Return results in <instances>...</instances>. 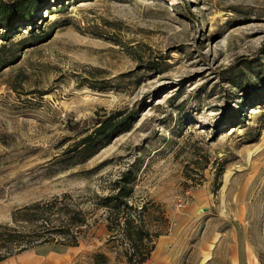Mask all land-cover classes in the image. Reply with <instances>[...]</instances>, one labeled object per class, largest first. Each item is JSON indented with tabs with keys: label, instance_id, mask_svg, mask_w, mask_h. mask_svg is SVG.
I'll return each instance as SVG.
<instances>
[{
	"label": "rangeland",
	"instance_id": "obj_1",
	"mask_svg": "<svg viewBox=\"0 0 264 264\" xmlns=\"http://www.w3.org/2000/svg\"><path fill=\"white\" fill-rule=\"evenodd\" d=\"M35 1L32 22L0 28V255L48 251L31 235L57 201L89 219L68 264H127L93 204L132 170L135 202L179 241L159 262L264 264V0ZM115 113L127 131L73 155ZM34 204L52 213L24 221Z\"/></svg>",
	"mask_w": 264,
	"mask_h": 264
},
{
	"label": "trees",
	"instance_id": "obj_2",
	"mask_svg": "<svg viewBox=\"0 0 264 264\" xmlns=\"http://www.w3.org/2000/svg\"><path fill=\"white\" fill-rule=\"evenodd\" d=\"M37 3L35 0H16L12 4L0 3V28L5 30V37L9 29L24 22H32L35 19ZM28 39V38H27ZM44 39L41 34L29 37V41L37 43ZM7 40V39H6ZM10 56L4 64L12 61ZM155 64L152 70H155ZM122 113H115L108 118H101L99 126L94 133L83 138L78 143L73 155H84V153L93 152L98 147L105 145L110 141L113 135L125 132L127 118ZM136 174L132 170L123 173L118 179L114 180L109 186L110 194L104 197H97L94 201L95 210L103 208L106 211L107 230L110 232V242L117 243L122 248L127 264H147L151 261L153 252L156 249V242L160 237L166 236L169 226V219L159 204L154 202L143 203L141 206L135 202ZM62 205V206H61ZM61 205L55 201L49 208L50 211L59 212V220L51 229H45L42 234L32 233L34 242L37 245H49L52 249L66 250L71 247H78L82 236V230L88 226L87 214L79 208H73ZM157 211L159 214L158 225H150L148 219L152 212ZM50 215L40 204H34L26 207L24 221H33L36 214ZM35 214V215H34ZM45 217V216H43ZM11 239L8 241L20 244L23 237L15 231L7 233ZM58 235L60 240L55 245V236ZM1 236V235H0ZM51 241V242H50ZM117 246V245H116ZM118 247V246H117ZM28 251V248L21 249V252ZM7 257L0 255V262ZM95 264H108V257L105 254L95 255Z\"/></svg>",
	"mask_w": 264,
	"mask_h": 264
},
{
	"label": "crops",
	"instance_id": "obj_3",
	"mask_svg": "<svg viewBox=\"0 0 264 264\" xmlns=\"http://www.w3.org/2000/svg\"><path fill=\"white\" fill-rule=\"evenodd\" d=\"M156 244V249L152 254L151 259L157 260L158 257L162 256L166 250L177 249L178 239L176 236H162ZM48 248V251H41L42 247L34 248L28 252L13 256L0 262V264H68V257L72 258L79 255V247H71L65 251H56V249ZM164 256V255H163ZM235 258V257H234ZM157 260L154 264H165L166 262ZM243 264L242 258H235L234 263ZM254 263V262H253ZM252 263V264H253ZM147 264H150L147 263Z\"/></svg>",
	"mask_w": 264,
	"mask_h": 264
}]
</instances>
